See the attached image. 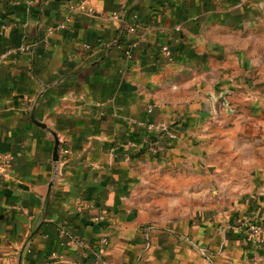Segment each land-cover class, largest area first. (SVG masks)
I'll return each instance as SVG.
<instances>
[{"label": "crops", "instance_id": "1", "mask_svg": "<svg viewBox=\"0 0 264 264\" xmlns=\"http://www.w3.org/2000/svg\"><path fill=\"white\" fill-rule=\"evenodd\" d=\"M263 12L0 0V264H264Z\"/></svg>", "mask_w": 264, "mask_h": 264}, {"label": "built area", "instance_id": "2", "mask_svg": "<svg viewBox=\"0 0 264 264\" xmlns=\"http://www.w3.org/2000/svg\"><path fill=\"white\" fill-rule=\"evenodd\" d=\"M83 8H85V6L83 4H81L79 6V8L71 7V9L73 11L78 10V9L83 10ZM60 27L64 28L65 25L61 24ZM25 48H28V47L26 46ZM160 50L164 56H166L168 59H170L171 51L167 45H161ZM149 129H158V130L164 132L168 138L174 137V134L168 129V126L165 124H158V125L150 124ZM11 169H12V156L10 154H3L0 157V185H1V180H5L6 178H8L10 176ZM104 218H105V216L101 215V216L96 217L94 220L95 221H101V220H104ZM247 230H248V237L253 242H258V241L264 240V238L261 236V234L264 233V225H259L257 223H250L248 225ZM61 233H64V231L61 230ZM77 242H78L77 237H70L69 241H67V244L74 246ZM99 243H100V246H99L98 250L97 251L95 250V252H94V257H95L96 261L101 260V255L104 252V248L108 243L107 237L106 236L101 237L99 240ZM54 255H56V254H53V256Z\"/></svg>", "mask_w": 264, "mask_h": 264}, {"label": "rangeland", "instance_id": "3", "mask_svg": "<svg viewBox=\"0 0 264 264\" xmlns=\"http://www.w3.org/2000/svg\"><path fill=\"white\" fill-rule=\"evenodd\" d=\"M250 47L253 57H262L264 60V12L250 31Z\"/></svg>", "mask_w": 264, "mask_h": 264}, {"label": "water", "instance_id": "4", "mask_svg": "<svg viewBox=\"0 0 264 264\" xmlns=\"http://www.w3.org/2000/svg\"><path fill=\"white\" fill-rule=\"evenodd\" d=\"M226 94V90H222L221 91V94H220V97L216 100V104H219V105H222L224 104L227 108L228 107V103L224 100V96ZM56 148H57V142H56V146H55V152H54V155H56Z\"/></svg>", "mask_w": 264, "mask_h": 264}, {"label": "trees", "instance_id": "5", "mask_svg": "<svg viewBox=\"0 0 264 264\" xmlns=\"http://www.w3.org/2000/svg\"><path fill=\"white\" fill-rule=\"evenodd\" d=\"M95 252V251H94ZM91 256H94V253H92V255Z\"/></svg>", "mask_w": 264, "mask_h": 264}]
</instances>
